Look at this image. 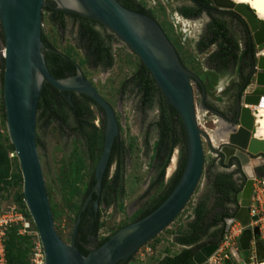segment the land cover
<instances>
[{"label":"water","instance_id":"1","mask_svg":"<svg viewBox=\"0 0 264 264\" xmlns=\"http://www.w3.org/2000/svg\"><path fill=\"white\" fill-rule=\"evenodd\" d=\"M47 0H0V26L4 38L2 63V97L6 127L23 180L22 194L28 214L36 227L45 254L46 264H136L137 251L169 227L183 211L199 185L205 165L202 137L207 136L199 127L193 83L201 87L200 105L222 120L228 127L221 133L225 141L212 148L221 155L227 172L240 170L244 184L237 194L238 208L232 217L225 219V233L234 223L245 229L238 244L245 258L251 244L255 252L254 263L264 262V242L258 227L251 229L249 203L256 179H264V141L253 136L254 118L246 106H257L264 96V57L252 56L251 92L243 93L248 83L238 91L235 117L229 120L221 113L209 109L206 89L200 79L180 60L174 46L150 16L125 8L118 0H50L55 9L70 15L91 20L110 31L140 60L172 107L185 133L186 163L182 175L168 198L144 218L115 232L99 248L84 256L75 245L81 216L92 201L101 195L105 172L112 149L119 137V124L113 108L95 87L84 77L80 68L77 75L64 79L54 78L46 64L42 42V14ZM217 11H233L246 23L257 51L264 49V22L246 5L231 0H212ZM203 17H207L206 14ZM251 41V42H252ZM48 84L72 104L71 93L91 99L103 111L105 126L102 152L94 171V185L82 204L73 225L70 244L65 243L55 229V222L47 194L42 164L37 149V107ZM263 173V174H262ZM95 214L99 200L92 202ZM220 248V242L208 244L195 252V264H209ZM224 264H233L225 259Z\"/></svg>","mask_w":264,"mask_h":264},{"label":"rangeland","instance_id":"2","mask_svg":"<svg viewBox=\"0 0 264 264\" xmlns=\"http://www.w3.org/2000/svg\"><path fill=\"white\" fill-rule=\"evenodd\" d=\"M133 1L144 8L159 24L174 46L183 65L200 79L206 89V106L232 120L235 114V93L239 89L237 68L242 62L239 60L235 66L229 67L228 70L215 71L216 64L212 63L209 57L216 50V46L206 51H201L198 47L199 42L205 37V31L210 22L209 17H203L205 13L197 19L182 17L178 13V9L185 5H191L188 0ZM231 13L234 12L219 11V18L224 21L230 34L237 39L240 54L246 50L247 43H250L255 48L253 57L257 58L259 51L253 44L252 34L245 21L242 19L243 22H241ZM178 18L189 22L186 28H183ZM79 23V21L66 17L65 27L58 28L51 23L48 12L43 11L42 14V34L47 43L78 65L84 77L113 108L119 124L118 144L121 156L120 153H115L114 162L109 169V185H112V178L117 169L119 170V179L116 184L115 196L110 195V206L104 202L100 204L101 229L95 241L99 243L121 228L140 220L151 209L155 201L167 195L180 162L186 158V143L181 121L177 117L171 118L173 131L171 139L176 140L177 146L173 149L167 163L163 181L159 182L160 169L156 162V147L161 130L158 123L163 114L161 109L167 107L166 103L159 94L149 104L142 102V94L139 93L138 88L133 82L128 83V80L142 65L140 60L110 31L100 26H96V29L104 37H112L110 47L113 67L108 70L91 68L86 63L85 53L79 42ZM2 47H4V39L0 26V49ZM249 84L246 92H251L254 87V82ZM192 87L197 120L199 115L202 117L200 121L198 120L200 129L206 135L215 133L218 137L222 136L221 133L228 127V124L216 114L201 107V88L196 83H193ZM1 101H3V97L2 82L0 81V103ZM90 111L92 112L90 122L101 129V135H103V113L93 105L90 107ZM3 114H5V109L3 111L0 107V147L6 149L4 154L9 161V174L21 176L18 160L15 154L13 158L11 157L12 152L8 149V145L11 143L7 133L6 118L3 117ZM36 127L37 149L53 217L55 216V229L61 239L70 244L78 212L92 189V179L102 152L104 139L99 141L97 155L92 160L82 132L76 129L72 119L63 129H60L55 123L47 126L43 119L37 120ZM202 143L205 165L199 185L176 220L137 251L134 257L136 264H158L162 258L174 256L177 253L176 245L171 242L172 236L184 232V222L191 217V213L193 214V209L201 197L207 179L217 171V166L223 161L221 155L212 151V148L218 146L210 144L207 136L202 137ZM173 159L174 163H172ZM8 183H0V210L13 203L14 197L22 192V176L21 181L12 177ZM106 193H110V191L105 189ZM237 208L235 206L233 211L235 212ZM235 239L234 234L228 248L235 246L232 245L235 243ZM86 248L92 251L94 244L86 246ZM226 254L232 260L231 256ZM251 264L259 263L251 262Z\"/></svg>","mask_w":264,"mask_h":264},{"label":"trees","instance_id":"3","mask_svg":"<svg viewBox=\"0 0 264 264\" xmlns=\"http://www.w3.org/2000/svg\"><path fill=\"white\" fill-rule=\"evenodd\" d=\"M128 10L149 15V13L136 4L133 0H118ZM191 5H185L178 9V13L187 19H197L202 14H206L210 22L206 28L205 37L199 42V49L206 51L213 46H216V50L210 55L209 60L216 64V72L228 70L229 67L235 66L240 60L244 67L252 66V56L254 53V46L247 43L246 50L240 54L239 43L235 36L231 35L228 31L224 21L219 16L217 11L212 5V0H188ZM43 11L49 13V19L52 24L58 28L65 27V18L69 17L75 21H79V33L78 38L81 44V48L85 53L86 63L91 68L110 69L113 67V57L111 53L110 42L112 37H104L97 29L99 26L97 23L84 19L77 15H70L57 11L55 5L51 1H47L43 8ZM236 16L241 22L242 18L235 13H231ZM151 17V16H150ZM244 24V23H243ZM102 27V26H100ZM103 28V27H102ZM4 39V38H3ZM42 42L44 44V55L46 59L47 67L51 75L56 79H64L73 76L76 71V64L69 57L57 52L46 41L42 34ZM2 63H0V81L3 82ZM134 83L138 88L139 93L142 94V102L149 104L153 98L159 94L163 95L157 89L154 80L150 76L147 69L141 65L135 75L128 80V83ZM199 88L200 85L197 84ZM97 107L94 102L86 96L80 95L79 97L72 94V104H69L63 97L62 93H59L56 89L48 84L44 85L42 90L38 107H37V120H45L47 126L52 123L57 124L60 129H63L69 124L70 119L73 120L76 129L82 132L84 140L89 148L90 158L95 159L98 152V145L101 139H104L101 135V129L95 127L90 122L92 112L91 106ZM166 108L162 107L161 121L158 123V127L161 130L160 138L156 147V162L160 169L158 180L163 181L165 169L167 163L171 158L173 149L177 146L176 140L171 139L173 135L171 118L178 117L176 111L167 105ZM1 109L4 111L3 101L0 103ZM171 112L169 114L168 112ZM168 114V115H166ZM5 118V114H3ZM180 120V119H179ZM8 149L14 153L12 145H8ZM6 149L0 147V183L9 184L11 178H17L21 181L20 175L9 174V161L4 154ZM115 151L109 161L108 168L105 172L101 195L98 198L93 195L92 201L89 204L86 211L81 216V222L78 227L77 237L75 245L79 251L84 255H88L91 251L87 250L86 246L94 244L93 249L99 248L103 245L108 238L103 239L99 243H96V238L101 229L99 212L95 214L92 202L99 200V204L106 203L110 206L109 201L112 187L116 186L119 179V170L117 169V175L113 185H109V169L114 162ZM181 160V159H180ZM186 158L180 165L171 181V187L166 196L155 201L151 209H149L142 218L157 209L170 195L175 186L177 185L182 172L184 170ZM227 168V167H225ZM240 173V170L238 172ZM235 172L231 173H215L209 176V194L199 201L193 209L194 219L187 225L184 232L179 233V237L176 243L189 248L183 249L179 254L175 256H166L162 258L158 264H195L193 257L196 251L208 244L219 243L225 234V219L232 217L235 212L231 211L229 205L238 206L237 194L240 192L243 184L244 177L241 175V184H238L234 179ZM94 177L92 179V187L94 185ZM105 189H108L110 193L105 194ZM90 193V192H89ZM211 200H213L211 206H209ZM19 209L25 211L29 216L22 192L18 193L14 197V201ZM141 218V219H142ZM55 220V216H54ZM221 226L218 230L210 233V230L214 227ZM30 238L27 236H21L18 234V227H12L8 229L5 238V259L7 264H28V256L30 251Z\"/></svg>","mask_w":264,"mask_h":264},{"label":"built area","instance_id":"4","mask_svg":"<svg viewBox=\"0 0 264 264\" xmlns=\"http://www.w3.org/2000/svg\"><path fill=\"white\" fill-rule=\"evenodd\" d=\"M5 49H0V54L4 56ZM264 56V50L259 51L257 58ZM264 97L260 98L258 106ZM251 112L253 113L257 106H251ZM11 157H14L12 153ZM249 216L257 217V221H250L248 227L251 229L258 227L261 234H264V179H256L253 183L252 197L249 203ZM12 227H18V234L21 236H27L30 238V251L28 256V264H46L43 245L36 227L25 211L19 209L15 203H11L9 206L0 210V264H7L5 259V238L8 229ZM245 228L239 223H234L230 226V229L225 233L222 243L228 245L232 240L234 234L235 238L241 235ZM231 258H235L236 254L230 252ZM229 259L227 254L219 255L218 252L209 259V264H224V260Z\"/></svg>","mask_w":264,"mask_h":264},{"label":"crops","instance_id":"5","mask_svg":"<svg viewBox=\"0 0 264 264\" xmlns=\"http://www.w3.org/2000/svg\"><path fill=\"white\" fill-rule=\"evenodd\" d=\"M217 167H218V168H217V171H216L215 173H223V172H225V173H231V172H227V171H226V168H225V166L223 165V161H222V162L220 163V165H218ZM234 172L236 173V172H238V170H235ZM215 173H214V174H215ZM262 174H263V173H262ZM234 179L236 180V182H237L238 184H241V179H242L241 174L236 173V174L234 175ZM209 184H210V181H209V178H208L207 181H206V185H205L203 191L201 192V197H199V199L197 200L195 206L197 205V203H198L199 201H201L202 199H204V198L209 194ZM212 202H213V200H211L209 206H211ZM229 208H230L231 211H233V210L235 209V205H229ZM190 215H191V217L188 218V220H186V221L184 222V224H185L184 229H185V230H186V228H187V225H188L190 222H192L193 219H194L193 214L191 213ZM220 227H221V226L219 225V226H217V227L212 228V229L210 230V233H212V232L218 230ZM180 233H181V232H180ZM241 234H242V233H241ZM179 235H180V234H175V235H173V236H172V240H171V242H173V243L176 245L177 253H176L175 255L179 254L183 249H187V248H189V247H187V246H182V245H179L178 243H176V240L178 239ZM224 235H225V234H224ZM261 235H262V240H263V242H264V234H261ZM239 237H240V236H238V237L235 239V243L232 244V245H235V246H233V247L231 246V248H228L229 245H230V243H229L228 245H226L225 243H222V240H223V238H224V236H223L222 240L220 241V248H219L218 254H219V255H222V254L224 255V254H226V253L229 254L230 252H234V253L236 254V257L232 259V263H233V264H251V262H253V259H254V257H255V252H254V248H253V245H254V244H253V243L251 244V250H250L249 257H248V258H245V257L243 256V253H242V251H241V249H240V246H239V244H238ZM160 245H161V244H160ZM160 245H159V246H160ZM240 254H241V256H240ZM175 255H174V256H175Z\"/></svg>","mask_w":264,"mask_h":264},{"label":"bare ground","instance_id":"6","mask_svg":"<svg viewBox=\"0 0 264 264\" xmlns=\"http://www.w3.org/2000/svg\"><path fill=\"white\" fill-rule=\"evenodd\" d=\"M231 1L234 2V3H237V4L246 5L248 8H250L253 11L254 15L258 19H260L261 21L264 22V0H231ZM178 19L182 23L183 28L184 27L186 28L187 25L189 24V22H187V21H184V20H182L180 18H178ZM262 97H264V96H262ZM246 108L250 109V111H251L252 107L251 106H246ZM252 116L254 118V132H253V136L256 139L264 141V100L261 102L260 106L257 105L255 111L252 113ZM201 118H202L201 115H199L198 120L200 121ZM208 136H209V139H210L211 143L214 146H218L219 142H221V141L224 142L225 141V137H224L223 134H222V136L218 137L217 134H215V133H211V134L208 133ZM174 162H175V160L173 159L172 163H174ZM259 264H264V263H259Z\"/></svg>","mask_w":264,"mask_h":264},{"label":"flooded vegetation","instance_id":"7","mask_svg":"<svg viewBox=\"0 0 264 264\" xmlns=\"http://www.w3.org/2000/svg\"><path fill=\"white\" fill-rule=\"evenodd\" d=\"M104 28V27H103ZM79 67H78V65H76V71H75V74L73 75V76H76L77 75V69H78ZM98 69V68H97ZM102 69V68H101ZM237 71H238V76H239V79H238V83H239V89L236 91V93H235V102H236V99H237V96H238V91L240 90V88L244 85V84H246V83H248V85L246 86V88H245V90H244V92L243 93H245L246 92V89L248 88V86L250 85L249 83L251 82V81H249L250 80V76H251V74H252V66H246V67H244L242 64L237 68ZM73 76H70V77H73ZM68 78V77H67ZM247 93V92H246ZM72 94H75V93H71V97H72ZM76 96H80V95H77V94H75ZM64 96V95H63ZM97 109H99L102 113H103V111L100 109V108H98L97 107ZM169 114H171V112L169 111L168 112ZM234 117H235V114H234ZM234 117H233V119H234ZM172 118H174V116L172 117ZM228 119V118H227ZM104 126H105V119H104ZM103 133H104V130H103ZM115 151V153L116 152H118V153H120V156H121V149H120V146H119V144H118V138L116 139V141H115V143H114V146H113V149H112V153ZM111 156H112V154H111ZM116 175H117V171H116V173H115V175H114V177L112 178V185L114 184V181H115V177H116ZM117 188V186H114V187H112V192H111V194L110 195H114L115 196V194H116V189Z\"/></svg>","mask_w":264,"mask_h":264}]
</instances>
